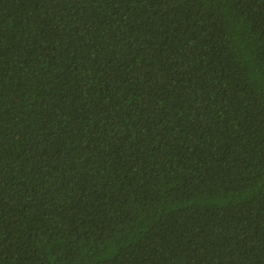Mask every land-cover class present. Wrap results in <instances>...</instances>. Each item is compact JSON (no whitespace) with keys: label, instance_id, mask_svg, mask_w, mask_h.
<instances>
[{"label":"trees","instance_id":"trees-1","mask_svg":"<svg viewBox=\"0 0 264 264\" xmlns=\"http://www.w3.org/2000/svg\"><path fill=\"white\" fill-rule=\"evenodd\" d=\"M0 264H264V0H0Z\"/></svg>","mask_w":264,"mask_h":264}]
</instances>
